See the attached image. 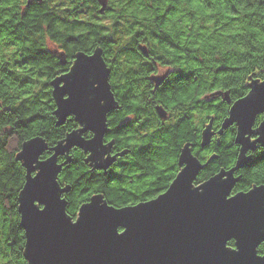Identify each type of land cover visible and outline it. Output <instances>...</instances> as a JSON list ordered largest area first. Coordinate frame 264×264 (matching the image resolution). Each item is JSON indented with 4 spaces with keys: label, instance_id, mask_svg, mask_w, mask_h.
<instances>
[{
    "label": "trees",
    "instance_id": "obj_1",
    "mask_svg": "<svg viewBox=\"0 0 264 264\" xmlns=\"http://www.w3.org/2000/svg\"><path fill=\"white\" fill-rule=\"evenodd\" d=\"M151 2L154 6L152 21H159V26L164 28L163 34L155 36L148 26L139 25L137 28L146 30L152 39L151 49L158 50L165 59L180 62L184 76L190 75V81L198 87L199 132L195 136L181 138L182 142L191 144L193 156L203 162L204 167L194 182L198 185L222 169H230L237 161L240 150L236 143L237 125L221 128L231 104L228 105L224 99L213 100L210 91L215 88L230 90L233 103L248 94L253 80L264 81V0ZM137 8L140 11L137 13L145 14L144 7L138 5ZM105 30L89 25L60 24L54 37L55 42L70 54L102 52L111 70V89L120 105V112L117 114L116 111L108 118L110 131L105 141L112 143L113 149L119 152L131 146L130 152L116 159V163L106 171L92 168L85 160L86 155L75 149L69 156L58 157L62 167L57 181L67 189L63 192L67 202L66 214L73 219L79 207L94 194L103 195L115 207L152 199L167 189L177 172V155L171 146L178 137L168 138L166 145L165 137H159L139 146L127 123L123 122V129L120 127L123 131H117V119L129 112H138L139 107L146 108L148 97L146 90L140 89L139 94L132 85L135 83L133 78L138 80L144 68L138 63L135 65L133 54L120 45L117 54H113L110 45L112 35L109 36ZM143 47L146 49L145 46L141 49ZM58 65L57 60L52 62L43 39L6 42L3 34L0 35V264H27L23 254L25 233L18 211L25 168L16 159L17 153L35 136L42 137L47 146L52 147L75 125L74 120L69 122L68 119L57 124L53 113L56 104L51 81L57 74L55 69ZM193 76L196 79H192ZM205 92L210 93L208 98L204 97ZM210 119L214 138L202 146V131ZM263 119L264 113L257 115L255 127ZM257 149L248 152L252 156L250 161L236 172L239 179L232 193L247 191L264 183V151ZM50 154L51 151L46 150L41 158L45 159ZM122 159L128 164L120 165ZM129 178L133 180L130 182ZM228 246H234L233 239L228 241Z\"/></svg>",
    "mask_w": 264,
    "mask_h": 264
},
{
    "label": "water",
    "instance_id": "obj_2",
    "mask_svg": "<svg viewBox=\"0 0 264 264\" xmlns=\"http://www.w3.org/2000/svg\"><path fill=\"white\" fill-rule=\"evenodd\" d=\"M58 55L62 58V52ZM81 69H88L89 74L99 70L102 86L95 93L99 100L87 91L80 75ZM72 70L77 71V76L73 77ZM109 72L100 50L90 55L77 52L67 75L51 81L57 124L64 123L67 118L63 96L68 94L71 81L77 97L75 108L85 119L93 139L83 137V132L70 131V135L67 133L54 146L48 147L42 137L35 136L25 142L16 155L25 168L18 211L25 233L23 254L27 264H248L246 255L236 257L224 250V247H230L228 241L231 239L225 240L236 234L242 238L249 233L264 234V183L237 192L240 197L235 198L231 205L223 202V195L225 187L230 189V196L234 194L232 190L239 179L235 173L250 161L248 152L258 145L264 149V119L254 129L257 115L264 113V81L253 80L248 94L231 103L221 128L237 125L239 155L230 169H222L198 184L203 191H198L194 182L204 165L185 147L179 156V164L183 167L167 189L155 196V200L136 203L135 208L128 205L115 207L98 193L79 207L75 219L66 214L65 199L50 205L46 216L40 217L33 212L29 200L36 173H32L26 163V150L30 147L42 146V154L46 150L51 151L50 159H42V154L38 157L48 165L43 183L49 187L55 183L62 193L67 189L57 181L62 167L58 157L67 155L71 148L83 149L88 154L85 160L96 169L105 170L115 160L116 155H109L111 143L104 142L106 115L116 104ZM159 82L160 79L156 80V84ZM210 95H221L227 102L231 101L228 89L217 90ZM157 111L161 117L165 116L162 107H157ZM74 119L81 124L79 119ZM214 133L210 120L202 131V146L209 143ZM125 153L122 151L121 154ZM35 204L33 200L32 205ZM104 205L124 213L119 222L127 226L126 237L120 239L114 235V216L102 208ZM69 219H80L79 227H72L67 222Z\"/></svg>",
    "mask_w": 264,
    "mask_h": 264
},
{
    "label": "flooded vegetation",
    "instance_id": "obj_3",
    "mask_svg": "<svg viewBox=\"0 0 264 264\" xmlns=\"http://www.w3.org/2000/svg\"><path fill=\"white\" fill-rule=\"evenodd\" d=\"M137 4L144 7V15L137 13L140 12ZM153 7L151 0H0V35L3 34V40L6 42L22 41L28 38L43 39L46 49L49 50L52 57V62L57 60L59 64L55 69L56 78V76L59 77L71 70L77 53L70 54L68 50L61 47L60 43L55 42L57 25H89L101 30L106 29L105 33H108L109 36L112 35L110 45L112 51H114L113 54H117L120 45L122 48H126L129 54H133L135 65L138 63L144 68L143 75L139 76L138 80L133 78L135 83H132V85L137 88L139 94H141L140 89L142 91L146 90L148 97L146 108L139 107L138 112H129L124 114L122 118L117 119L115 125L117 131H123V122L127 123L129 131L134 134L133 138L138 139L139 146L149 143L151 138L165 137L164 144L166 145L168 138L178 137V141L171 146V149L177 155L175 164L177 172H179L183 167L179 164V156L182 150L187 147L191 152L193 149L191 144L182 142L181 138L195 136L199 132L200 96L198 95V87L190 81V75L184 76L183 65L179 64L180 62L174 63L172 59H165L158 50L151 49L150 41L152 39L149 38L145 29L140 30L137 28L139 25L148 26L150 32H153L155 36L163 34L164 28L159 26V21L156 19H154V22L152 21ZM35 30L37 33L34 34ZM157 39L158 37L155 40ZM141 46H145L146 49H141ZM14 48L16 49V46ZM58 52H62V58H59ZM109 71L110 82L111 70L109 69ZM194 78L196 79L195 76L192 77V79ZM158 79L161 82L156 84ZM215 90H226V88H215L210 93ZM210 93L205 92L204 97L208 98ZM212 97L213 100H223L221 95ZM114 99L116 102L115 107L106 115L107 133L110 131L109 116L116 111L117 114L120 112V105L115 94ZM230 99V102L223 101L230 105L232 103L231 96ZM157 107L164 109V117L158 114ZM73 120L75 121V119ZM81 127V124L75 121L73 128ZM256 128L254 125V129ZM89 134L93 135L91 131H89ZM82 136L87 138L84 133ZM105 136L104 142L108 143L105 141ZM251 139H254V136ZM73 149L82 152L86 157L88 155L83 149L73 147L65 156H69ZM255 149L264 151L260 145ZM130 150L131 146L125 148L124 151L129 153ZM119 151L114 150L111 143L109 155H116L115 160L120 156H126ZM248 156L250 157L251 153ZM115 160L112 164L116 163ZM121 161L123 162L120 164L122 166L128 164L125 159ZM199 161L201 162V160ZM86 162L94 168L93 164L89 161ZM201 163L203 164V162ZM235 176H237L236 173ZM132 180V178H129L130 182Z\"/></svg>",
    "mask_w": 264,
    "mask_h": 264
},
{
    "label": "snow or ice",
    "instance_id": "obj_4",
    "mask_svg": "<svg viewBox=\"0 0 264 264\" xmlns=\"http://www.w3.org/2000/svg\"><path fill=\"white\" fill-rule=\"evenodd\" d=\"M99 71V70H98ZM98 71L94 74H89L88 69H81L80 75L83 78V83L88 92L93 93L94 99L99 100V96H96L95 93L99 92V89L102 86V80L98 74ZM73 77L77 76V71L72 70ZM67 75V74H65ZM264 87V85H262ZM68 94L63 96V100L66 102L64 107L66 109L65 116L67 117L69 122H72L74 117L80 120L82 128H73L74 132H83L87 139H93V136L89 134L88 126L85 122V119L75 108L76 102V94L73 91V87L71 86V81H69V87L67 90ZM71 133H69L70 135ZM43 147L35 146L30 147L26 150V163L30 168L32 173H36L33 177L32 181V191L29 200V205L32 207L33 212L40 217L46 216L49 213L50 205L53 203H58L59 200L65 199L63 193L59 190L58 185L55 183L50 187L46 186L43 183V177L46 175L48 170V165L43 161H40L38 157L42 154ZM91 155V153H89ZM46 159H50L46 157ZM208 185H205L207 187ZM198 191H203L204 189H200L199 185L196 186ZM230 189L225 187V192L223 195V202L226 205H231L234 202L235 198L240 197L238 193H234L233 195H229ZM153 200L156 199L155 196L152 197ZM36 201L35 205H32V201ZM145 203H147L145 201ZM61 210L63 205L60 206ZM127 207L135 208L136 205H128ZM105 210L113 213L114 223H113V233L117 238H124L127 236V226L123 223H120V216L124 213L119 209L113 210L110 205L102 206ZM81 219V218H80ZM79 220L73 221L68 220L67 222L72 227H79ZM120 230L119 232L117 230ZM234 238V246L224 247V250L230 253L233 256L239 257L242 254L246 255L248 259V264H264V234L260 233H249L245 237H241L240 235H232L226 238L225 241ZM259 246V247H258Z\"/></svg>",
    "mask_w": 264,
    "mask_h": 264
},
{
    "label": "rangeland",
    "instance_id": "obj_5",
    "mask_svg": "<svg viewBox=\"0 0 264 264\" xmlns=\"http://www.w3.org/2000/svg\"><path fill=\"white\" fill-rule=\"evenodd\" d=\"M121 38H122V36H121ZM199 118H201V117L199 116Z\"/></svg>",
    "mask_w": 264,
    "mask_h": 264
}]
</instances>
